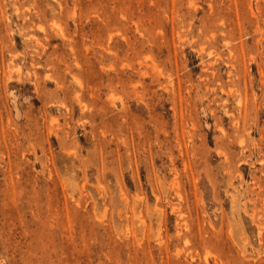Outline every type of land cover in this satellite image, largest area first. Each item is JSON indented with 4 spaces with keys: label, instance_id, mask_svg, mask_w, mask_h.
<instances>
[{
    "label": "rangeland",
    "instance_id": "374dc122",
    "mask_svg": "<svg viewBox=\"0 0 264 264\" xmlns=\"http://www.w3.org/2000/svg\"><path fill=\"white\" fill-rule=\"evenodd\" d=\"M0 264H264V0H0Z\"/></svg>",
    "mask_w": 264,
    "mask_h": 264
}]
</instances>
